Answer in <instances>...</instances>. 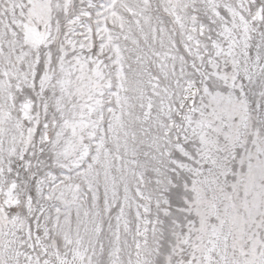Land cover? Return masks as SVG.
<instances>
[{
  "label": "snow or ice",
  "instance_id": "6c2138e0",
  "mask_svg": "<svg viewBox=\"0 0 264 264\" xmlns=\"http://www.w3.org/2000/svg\"><path fill=\"white\" fill-rule=\"evenodd\" d=\"M0 264H264V0H0Z\"/></svg>",
  "mask_w": 264,
  "mask_h": 264
}]
</instances>
